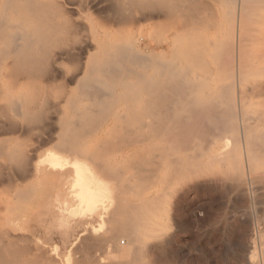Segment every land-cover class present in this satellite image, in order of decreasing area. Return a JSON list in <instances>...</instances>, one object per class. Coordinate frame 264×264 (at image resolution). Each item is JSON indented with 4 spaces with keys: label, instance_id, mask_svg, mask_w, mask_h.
I'll return each instance as SVG.
<instances>
[{
    "label": "bare ground",
    "instance_id": "obj_1",
    "mask_svg": "<svg viewBox=\"0 0 264 264\" xmlns=\"http://www.w3.org/2000/svg\"><path fill=\"white\" fill-rule=\"evenodd\" d=\"M217 1L0 0V183L18 182L0 197V264H172L173 179L263 166L239 77L261 6Z\"/></svg>",
    "mask_w": 264,
    "mask_h": 264
},
{
    "label": "rangeland",
    "instance_id": "obj_2",
    "mask_svg": "<svg viewBox=\"0 0 264 264\" xmlns=\"http://www.w3.org/2000/svg\"><path fill=\"white\" fill-rule=\"evenodd\" d=\"M261 1L257 0L258 6H256V0L254 3L250 1L249 5H255L256 8L263 6L264 8V2L262 4ZM209 3L217 7L220 6L217 0H209ZM261 7L258 11L255 10V7H250L249 11L253 13H250L248 18L246 15L249 12H247L244 17H247V20L244 22L242 20V28L239 32V77L242 79L241 86L245 88L247 85L245 92L248 90L242 97L245 111L242 107L241 117L244 120V117L248 115L247 121H245L249 126L251 125L249 123L252 122L251 126H259V128L263 126L264 128V9ZM83 15L88 26L97 25L99 16L95 11L91 13L87 11ZM88 19L89 21H87ZM135 33V36L139 37L141 32L136 30ZM152 35L153 33L150 37ZM140 37L143 38V32ZM142 46L141 44L140 47L142 48ZM229 49L226 52H229ZM250 85L254 88L253 90ZM249 116L252 119L248 118ZM230 137L228 134L227 141ZM202 142L201 145H205V142ZM222 142H217L215 146H222ZM205 146L208 147L207 144ZM47 147L50 145L44 146L38 150V153H43ZM205 166L203 164L200 167L201 172L198 170L196 173L187 175L188 177L185 175L173 179L172 182L175 185L171 184L172 188L164 190L168 194L167 197L164 192L165 197L162 196L163 189L159 186L153 187L162 194L159 193L161 196L159 201H163L162 205H166L167 209H170L168 211V226L164 230L163 237H166L165 240L168 241V250H170L169 252L167 250L168 257L173 255L171 263L264 264L259 255V249H264V164L256 170L250 168L252 171L245 167L246 175L242 173L245 175V180L236 176H230V179L229 176L222 177V172L225 173L223 164L222 166L220 164L212 167ZM202 168L203 170H201ZM248 170L249 172H247ZM249 180L252 185L250 189L247 183ZM2 183H0V197L13 198L18 182H14L15 184L12 185ZM6 186H9V190ZM3 213L4 211H0L1 215L5 214ZM253 252H255V256L252 255ZM156 253L155 250L151 254L155 255Z\"/></svg>",
    "mask_w": 264,
    "mask_h": 264
}]
</instances>
